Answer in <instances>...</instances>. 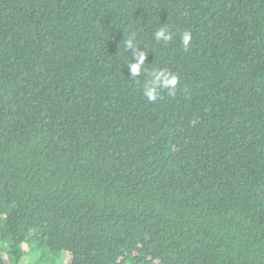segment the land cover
Segmentation results:
<instances>
[{
	"label": "trees",
	"instance_id": "obj_1",
	"mask_svg": "<svg viewBox=\"0 0 264 264\" xmlns=\"http://www.w3.org/2000/svg\"><path fill=\"white\" fill-rule=\"evenodd\" d=\"M0 264H264V0H0Z\"/></svg>",
	"mask_w": 264,
	"mask_h": 264
},
{
	"label": "clouds",
	"instance_id": "obj_2",
	"mask_svg": "<svg viewBox=\"0 0 264 264\" xmlns=\"http://www.w3.org/2000/svg\"><path fill=\"white\" fill-rule=\"evenodd\" d=\"M174 33L169 30L168 27H160L155 32V39L157 41H163L165 44L172 41ZM193 33L191 30H186L180 34L181 45L185 51H187L193 44ZM126 47L133 49L136 47L134 38H130L126 42ZM146 56L143 51L137 53V57L134 62H130L132 77H139L142 74L147 73L146 68ZM180 84V77L169 68H153L147 79L143 82V95L149 102H156L161 99V93L167 90L169 96L176 94V89Z\"/></svg>",
	"mask_w": 264,
	"mask_h": 264
}]
</instances>
